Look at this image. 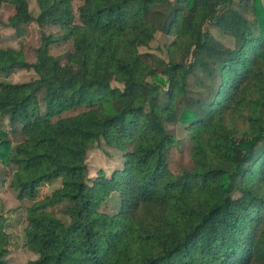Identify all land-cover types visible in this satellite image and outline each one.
I'll use <instances>...</instances> for the list:
<instances>
[{
    "label": "trees",
    "instance_id": "1",
    "mask_svg": "<svg viewBox=\"0 0 264 264\" xmlns=\"http://www.w3.org/2000/svg\"><path fill=\"white\" fill-rule=\"evenodd\" d=\"M33 1L36 17L31 0H0L14 10L6 28L61 33L41 32L34 61L0 47V164L32 202L27 264H264L262 0ZM157 34L170 39L163 55ZM61 43L71 51L52 55ZM17 71L35 78L9 82ZM170 127L189 150L178 172L169 159L183 141ZM102 143L132 150L109 178H90L87 155ZM113 194L111 215L102 207ZM9 245L0 213V264Z\"/></svg>",
    "mask_w": 264,
    "mask_h": 264
},
{
    "label": "rangeland",
    "instance_id": "2",
    "mask_svg": "<svg viewBox=\"0 0 264 264\" xmlns=\"http://www.w3.org/2000/svg\"><path fill=\"white\" fill-rule=\"evenodd\" d=\"M81 0H72L74 9L77 8ZM264 5V0H262ZM30 9L34 17L37 16L38 10L33 0L30 2ZM14 14V10L11 6L4 5L0 9V47L12 48L21 50L26 55L28 61H34V51L40 45V34L43 32L45 35H60V30L55 26H46L43 28L37 27L35 24H30L24 29L20 28L17 31L8 29L5 27L7 19ZM243 15L251 20L248 13ZM210 32L214 34L215 38L221 41L225 46L232 47V42L226 37L219 36L215 31L210 29ZM170 39L163 34H157L155 39L156 53L162 54V46L169 43ZM71 51L70 43H61L57 46L51 47V53L54 56H61ZM35 78L32 72L17 71L12 74L8 79L9 82L21 83L23 81ZM5 79H0L3 81ZM84 109H77L70 111L62 117L74 116ZM1 128L8 130L7 119H4L0 123ZM169 133L176 136L177 139L183 141L179 149H172L169 159V166L171 171L178 172L182 167L190 165L189 150L187 143L185 142V133L179 127H170ZM12 141L16 143L19 139L11 137ZM132 148L128 146L127 154H121L119 151L106 147L103 143L100 147H94L90 150L87 159V171L90 178L96 177L99 171H102L106 177H110L115 171L121 169L128 160V153ZM60 185L58 182H52L41 186L37 190L36 200H41L45 196L49 195L53 190ZM32 202L17 199L16 192L9 187L8 170L2 167L0 164V213L4 216L6 221V232L10 237V245L8 247V255L6 257L8 264H27L29 261L37 258L36 254L25 250L22 246L23 243V230L25 227V210L31 206ZM102 210L108 214H115L119 210V201L117 194H113L110 199L103 205ZM52 212L59 216L56 210Z\"/></svg>",
    "mask_w": 264,
    "mask_h": 264
}]
</instances>
